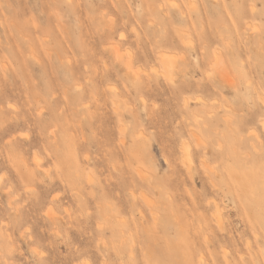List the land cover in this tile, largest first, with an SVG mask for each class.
<instances>
[{
  "label": "rangeland",
  "instance_id": "rangeland-1",
  "mask_svg": "<svg viewBox=\"0 0 264 264\" xmlns=\"http://www.w3.org/2000/svg\"><path fill=\"white\" fill-rule=\"evenodd\" d=\"M263 98L264 0H0V264H264Z\"/></svg>",
  "mask_w": 264,
  "mask_h": 264
},
{
  "label": "bare ground",
  "instance_id": "bare-ground-1",
  "mask_svg": "<svg viewBox=\"0 0 264 264\" xmlns=\"http://www.w3.org/2000/svg\"><path fill=\"white\" fill-rule=\"evenodd\" d=\"M222 4V3H221ZM223 7V6H222ZM252 14H253V11L251 12ZM191 24H193V23H191ZM2 25H3V23H2ZM194 26V25H193ZM222 36V35H221ZM224 39V38H223ZM28 40V39H27ZM184 42V41H183ZM189 43V42H188ZM187 45V44H186ZM20 50V49H19ZM216 52L218 53V51L216 50ZM214 53V52H213ZM217 53H215V54H217ZM241 53V52H240ZM215 54H213V56L215 55ZM219 55H220V53H219ZM169 57L170 56H168V54H166V53H163L162 55H160V58H161V62H162V64H163V67L165 68V72L167 73V74H169V68H170V65H169ZM217 59L219 58V56L217 57V55L215 56ZM221 58V57H220ZM219 60V62L218 61H216L215 63H214V65H216L217 64V62L218 63H221V59H218ZM222 60H223V58H222ZM171 62V61H170ZM213 62H214V60H213ZM219 65H221V64H219ZM217 66V65H216ZM248 68H250V67H248ZM251 69V68H250ZM211 70H213V69H211ZM227 70V69H226ZM224 71V70H223ZM250 72V71H249ZM253 72H255V71H253ZM252 73V72H251ZM227 77V76H226ZM233 82V81H232ZM247 84H248V82H247ZM248 85H250V82H249V84ZM256 91H257V89H256ZM257 94H258V91H257ZM261 95V94H260ZM260 95H259V97H260ZM262 99V98H261ZM263 100H264V98H263ZM263 100H261V101H263ZM264 103V102H263ZM229 109V108H228ZM195 120V119H194ZM229 120V119H228ZM196 121V120H195ZM229 121H227L226 123H228ZM230 122H231V120H230ZM197 122H195V124H196ZM199 124V123H198ZM263 126H264V121H263ZM202 125V124H201ZM204 126V125H203ZM202 126V127H203ZM228 126H230V124L228 123ZM232 126V125H231ZM254 131H256L257 132V130H254ZM254 131H252L253 133H254ZM255 132V136L257 135V137H258V134ZM198 138H200V137H197V139ZM201 140V139H200ZM260 140V139H259ZM201 143V142H200ZM204 143V142H203ZM203 143H202V145H203ZM219 143V142H218ZM220 144V143H219ZM218 144V145H219ZM220 146L222 147L223 145H221L220 144ZM186 147V146H185ZM190 147V146H189ZM208 147V146H207ZM206 147V144H205V148H207ZM188 148V147H187ZM255 148H256V146H255ZM204 149V148H203ZM257 149V148H256ZM183 150V149H182ZM206 151H207V149H206ZM184 153H183V155H182V163H183V165H185V167L187 168V170L189 171V169H192V160L194 159L193 158V156L191 157V153L189 152V149L187 150V149H185L184 151H183ZM208 152V151H207ZM202 153H203V150H202ZM219 153V152H218ZM191 154V155H190ZM202 156H204V157H206L205 155H202ZM221 156H224V155H221ZM203 157V158H204ZM193 158V159H192ZM198 158V157H197ZM199 159V158H198ZM207 159V158H206ZM200 160V159H199ZM202 160V159H201ZM200 160V161H201ZM204 160V159H203ZM36 162V161H35ZM39 161H37V163H38ZM167 162V161H166ZM206 162V164L208 163V161H205ZM169 163V162H168ZM201 163V162H200ZM257 163V162H256ZM39 164V163H38ZM37 164V165H38ZM171 164V163H170ZM205 164V163H204ZM205 164V165H206ZM231 164V163H230ZM201 165V164H200ZM204 165V166H205ZM208 165V164H207ZM39 166H40V164H39ZM237 166V165H236ZM202 168V167H201ZM205 168H206V166H205ZM195 169V168H194ZM190 172V171H189ZM191 173H193V172H191ZM139 175H140V177L144 180V177H146V176H148V175H142V172H139ZM210 177V176H209ZM148 178H150V176L149 177H147L146 179H148ZM211 178V177H210ZM213 178V177H212ZM145 179V180H146ZM141 180V179H140ZM142 180V181H143ZM151 180V179H150ZM150 180H148L147 182V184L148 185H150L151 184V182H150ZM210 181H212L211 179H209ZM214 180V179H213ZM151 181H153V180H151ZM144 182V181H143ZM146 182V181H145ZM150 182V183H149ZM212 182H215V181H212ZM153 183H154V181H153ZM155 184V183H154ZM211 184H213V183H211ZM213 187H214V185H213ZM142 197V196H141ZM145 200H148V198L147 199H145ZM149 202L150 201H148V204H149ZM147 202H145V204H146ZM151 204V203H150ZM214 209H215V215H219L220 214V209H219V205H218V203L216 202L215 204H214ZM153 208V207H152ZM150 210V209H149ZM152 212V211H151ZM154 212V211H153ZM152 212V213H153ZM141 213V212H140ZM143 214V213H142ZM156 215V214H155ZM154 216V215H153ZM157 217V216H156ZM153 218V217H152ZM154 220H156L155 218H153ZM205 219H207V218H205ZM209 220V219H208ZM205 222V221H204ZM208 222V221H207ZM206 224V223H205ZM204 224V225H205ZM218 224V223H217ZM202 226V225H201ZM209 226H210V224H209ZM211 230H214L213 228L211 229ZM215 234V233H214ZM221 234V233H220ZM220 234H218V235H220ZM222 235V234H221ZM255 236V235H254ZM223 238V237H222ZM208 240H209V238H208ZM210 241V240H209ZM133 243H135V242H133ZM224 245V244H223ZM131 249V251H132V247L130 248ZM153 259V258H152ZM146 260H147V258H146ZM146 263V262H145Z\"/></svg>",
  "mask_w": 264,
  "mask_h": 264
}]
</instances>
